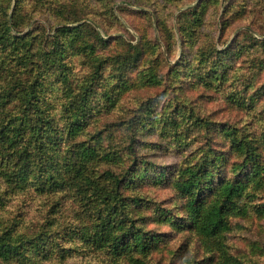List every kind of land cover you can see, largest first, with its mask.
Returning <instances> with one entry per match:
<instances>
[{"label":"rangeland","instance_id":"1","mask_svg":"<svg viewBox=\"0 0 264 264\" xmlns=\"http://www.w3.org/2000/svg\"><path fill=\"white\" fill-rule=\"evenodd\" d=\"M26 35L36 56L18 63L9 52L23 47ZM1 36L0 67L11 66L13 77L0 79L7 108L0 128L26 113L27 129L33 103L54 120L51 131L34 135L44 160L21 188L15 173L24 169L13 163L14 151L0 150V239L13 209L25 220L14 230L21 248L40 232L44 199L47 207L65 200L67 215L79 213L68 193L36 196L33 180L60 177L87 147L100 155L98 176L111 170L127 179L125 209L156 238L141 250L144 264H264V191L255 179L236 201L246 215L229 213L210 249L191 231L187 197L176 187L187 169L209 166L215 184L240 175L257 151L264 156V0H0ZM32 83L37 98L30 97ZM29 216L37 228L27 226ZM46 232L48 257L33 251L0 256V264H102L108 254L90 263L77 253L57 263L61 231Z\"/></svg>","mask_w":264,"mask_h":264},{"label":"trees","instance_id":"2","mask_svg":"<svg viewBox=\"0 0 264 264\" xmlns=\"http://www.w3.org/2000/svg\"><path fill=\"white\" fill-rule=\"evenodd\" d=\"M14 17L11 19L13 22ZM54 33L56 39L60 38L59 31ZM69 36L72 35L69 34ZM2 38L3 36L0 37V39ZM28 40V35H26L21 41L24 46L17 48L13 45L9 52L18 63L25 64L27 62L28 64V61H32V57L36 56L31 49L25 46V44H29ZM60 45V50L65 51L66 46L62 40ZM10 67H0V79L3 76L9 77V79L13 77V74H10L11 70H8ZM28 88L30 89V97L37 98L34 96L38 93L37 84L32 83ZM4 93L7 94V92ZM35 105L36 103H33L27 112L29 118L27 129H25L27 118L23 119L26 113H24V117L19 118V122L13 120V124L10 123L0 128V150L14 151L16 158L13 163L24 169L23 174L19 175V170L15 173L17 175V177L14 176L15 182L19 184L16 185V188H21L29 175L38 172V165L42 164L41 162L44 160L37 152L42 141L40 142L36 138L35 143H33L34 135L41 136L39 131L41 129L44 130L42 133L52 130L51 121L54 118L49 116L48 108L37 106L36 109L32 110ZM22 109L25 110V107ZM6 111L5 105H0V114ZM16 113L17 109L12 108L8 114L14 118ZM257 153L258 159H260L258 160L256 156L251 158L246 170L241 171L240 175L230 181H217L214 184L213 174L209 166L201 167L199 165L195 171L185 170L187 176L184 175L183 179L176 183L179 192L187 197L186 207L189 220H191V231L198 236L200 241L205 243L206 248L210 249L217 245L213 243L227 230L229 213H233L237 209L239 215H246L244 210H239L235 205L236 201L247 190L252 178L255 179V185L258 189L261 188L264 191V159L262 158L264 156L258 151ZM99 158L100 155L94 148L84 147L74 161V165L64 171L60 177H55L53 174L36 177L33 180L36 196H40L42 193L44 195L49 190H60L61 193H68L71 198L70 205H74L79 213L74 216L67 215L66 211L62 209L65 206V200L61 204L58 200V202L47 207L44 199L38 211V216L42 218V224L38 227L40 232L35 233L36 235L33 237H28L26 242L29 245L21 248L20 244L13 238L15 237L14 232H17L18 221L23 219H20L21 215L16 214L13 209L12 214L14 213L15 216L12 217L7 231L3 233L4 236L0 239V256L8 255L10 258L16 259L21 254H28L33 251L39 253L40 251L41 255L48 257L52 252L48 246L49 239H46L48 235L46 230L53 227L61 231L60 246L57 253L54 254V261L57 263L64 261L67 257L72 259L71 256L77 253H81L82 258L91 263L93 258H96L94 255L105 249L108 254L105 255L106 257H102V264H134L135 262L144 264L140 258L141 250H149L150 246L156 242V238L154 236L152 238L147 237L142 233L140 226L136 224L137 220L132 217L131 212L125 209L122 188L127 179L120 177L111 170L103 171L101 176L96 174L95 163ZM33 164L36 166L32 167ZM212 166H215V163ZM45 178L46 180H44ZM30 196L31 194L27 195V197ZM23 198L22 203H28V199L25 196ZM12 199L14 200V207L19 210L20 205H17V198L13 195ZM206 199L208 202L205 204ZM233 206H235L234 209ZM263 208L264 205L259 208V213L263 212ZM50 212H52V216ZM65 215H67L66 218ZM50 219L51 222H49ZM26 223L29 228H37L33 217L29 216ZM69 243L70 246H63ZM30 244H37V248L33 246L28 249ZM221 259L222 257L219 258V261ZM223 264L231 263L225 260Z\"/></svg>","mask_w":264,"mask_h":264}]
</instances>
